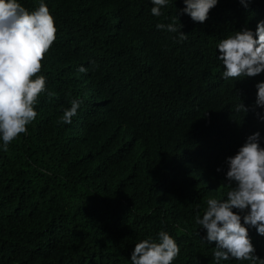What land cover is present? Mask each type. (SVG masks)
<instances>
[{
	"label": "trees",
	"instance_id": "trees-1",
	"mask_svg": "<svg viewBox=\"0 0 264 264\" xmlns=\"http://www.w3.org/2000/svg\"><path fill=\"white\" fill-rule=\"evenodd\" d=\"M41 2L18 0L30 12ZM43 2L56 39L37 74L36 119L0 149V264H131L135 245L161 230L180 248L172 264H215L196 217L208 199H227V158L256 132L264 147V73L224 79L217 46L255 32L264 0H218L204 23L181 14L184 0L159 17L152 0ZM174 20L186 40L156 27ZM73 99L78 113L63 123ZM244 226L264 259V236Z\"/></svg>",
	"mask_w": 264,
	"mask_h": 264
},
{
	"label": "clouds",
	"instance_id": "clouds-1",
	"mask_svg": "<svg viewBox=\"0 0 264 264\" xmlns=\"http://www.w3.org/2000/svg\"><path fill=\"white\" fill-rule=\"evenodd\" d=\"M240 2L247 8L250 0ZM168 3L169 0H152V15H163L161 9ZM184 4L181 14L189 15L194 22L204 23L218 0H184ZM156 27L179 33L180 41L187 39L188 34L177 27L175 20ZM56 31L54 18L43 0L31 12L18 0H0V140L3 142L0 149L4 151L21 133H26V126L38 115L34 105L46 92V77L37 74L56 39ZM217 47L218 58L225 69L224 79L255 77L264 73V20L258 23L255 32L248 28L236 31L221 40ZM79 71L86 72L87 69L80 67ZM256 87L255 106L264 108V82ZM47 94L53 95L51 92ZM81 103L73 99L71 107L64 110L61 121L71 124ZM235 111L247 113L249 109L241 103L235 106ZM256 115L264 121L259 112ZM260 138V132L250 135L239 151L227 158L226 181L230 188L227 199H208L202 218L196 217V223L207 231L202 239L208 244L215 242V264L230 258L264 264V259L256 255L248 227L244 226H252L264 236V147H261ZM233 209L245 213L243 225L241 215ZM158 237V242L145 239L137 243L131 254V264H172L180 248L168 232L161 230Z\"/></svg>",
	"mask_w": 264,
	"mask_h": 264
}]
</instances>
